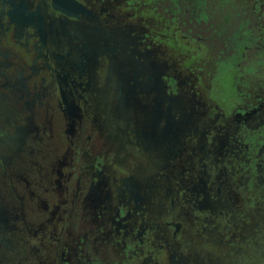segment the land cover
<instances>
[{
  "label": "rangeland",
  "instance_id": "374dc122",
  "mask_svg": "<svg viewBox=\"0 0 264 264\" xmlns=\"http://www.w3.org/2000/svg\"><path fill=\"white\" fill-rule=\"evenodd\" d=\"M173 57L175 64L186 59ZM213 58L191 68L201 82L179 68L177 88L162 83L176 73L168 53L147 56L145 68L135 55L119 56L105 79L99 78L92 138L77 177L88 179L95 157L105 162L76 210L73 236L66 235L80 231L85 242L60 252L63 263L264 264V122L257 118L242 131L236 128L229 117V87L220 93L211 84ZM140 71L153 78L145 89L135 85ZM35 74L42 81L37 95H27L32 118L18 135L0 142V160L24 197L20 201L33 200L48 222L36 227L12 216L5 234L7 262L1 264H55L51 234L53 227L58 225L57 233L62 228L53 203L63 195L58 181L63 158L37 143L38 121L51 135L48 71L24 70L19 88L28 90L26 79ZM227 81L230 85L229 72H223L216 82ZM173 224L180 226L175 237Z\"/></svg>",
  "mask_w": 264,
  "mask_h": 264
},
{
  "label": "flooded vegetation",
  "instance_id": "af4514ba",
  "mask_svg": "<svg viewBox=\"0 0 264 264\" xmlns=\"http://www.w3.org/2000/svg\"><path fill=\"white\" fill-rule=\"evenodd\" d=\"M72 1L79 7H68L67 0H0L3 81L0 142L26 129L32 118L26 106L27 95L38 94L42 75H30L26 79L30 80L28 90L24 91L19 88L22 72L39 66L50 76L51 135L44 134L43 124L38 121L37 143L45 151L63 158L58 173L63 195L53 203L62 225L60 233L56 231L57 225L51 234L55 264H67L59 253L85 242L80 231L73 238L66 235L73 236L76 210L89 185L93 186L102 175L105 160L97 156L91 161L86 180H82L83 175L77 177L76 168L92 138L94 93L98 91L99 78L105 79L104 75L107 76L109 67L119 56L135 55L139 65L145 68L147 56L168 53L171 60L168 66L176 73L171 72L162 83L177 88L181 84L179 68L190 70L194 80L201 82L191 68L212 55L211 84L214 89L220 88V93L225 85L229 87L233 95L229 117L236 128L242 131L243 126H251L257 118L264 122V0ZM173 56L186 59L180 64L176 60L175 64ZM223 72H229L230 85L228 81L221 85L216 82ZM152 80V76L140 71L135 85L145 89ZM119 86L121 92L122 83ZM216 97L212 98L222 104ZM18 194L0 160V260L3 262H7L5 234L12 225H9L12 216L36 227L48 222L33 200L21 202L24 197L21 192ZM173 226L175 237L180 226Z\"/></svg>",
  "mask_w": 264,
  "mask_h": 264
},
{
  "label": "water",
  "instance_id": "95a60500",
  "mask_svg": "<svg viewBox=\"0 0 264 264\" xmlns=\"http://www.w3.org/2000/svg\"><path fill=\"white\" fill-rule=\"evenodd\" d=\"M67 1L69 3V6L68 7H71V6L77 7L78 6V4L76 2H73L72 0H67Z\"/></svg>",
  "mask_w": 264,
  "mask_h": 264
}]
</instances>
